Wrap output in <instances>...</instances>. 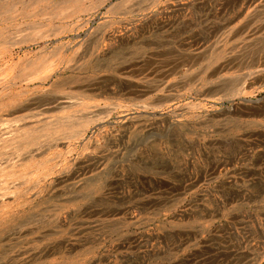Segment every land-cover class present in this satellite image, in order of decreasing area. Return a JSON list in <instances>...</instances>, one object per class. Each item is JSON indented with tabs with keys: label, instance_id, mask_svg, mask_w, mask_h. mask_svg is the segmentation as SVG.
Listing matches in <instances>:
<instances>
[{
	"label": "rangeland",
	"instance_id": "374dc122",
	"mask_svg": "<svg viewBox=\"0 0 264 264\" xmlns=\"http://www.w3.org/2000/svg\"><path fill=\"white\" fill-rule=\"evenodd\" d=\"M0 146V264H264V0H0Z\"/></svg>",
	"mask_w": 264,
	"mask_h": 264
},
{
	"label": "bare ground",
	"instance_id": "6f19581e",
	"mask_svg": "<svg viewBox=\"0 0 264 264\" xmlns=\"http://www.w3.org/2000/svg\"><path fill=\"white\" fill-rule=\"evenodd\" d=\"M61 123V122H60ZM60 125V124H59ZM59 125H57L58 127H60ZM53 126V125H52ZM56 127V126H55ZM62 127V126H61ZM52 130V129H51ZM53 131V130H52ZM62 131H63V129H62ZM16 132H17V130H16ZM49 132V131H48ZM47 132V133H48ZM51 132V131H50ZM64 132V131H63ZM22 133V132H21ZM59 134V133H58ZM30 137H31V135H30ZM49 137V136H48ZM28 138V137H27ZM34 138V137H33ZM45 138V137H44ZM55 138V137H54ZM57 138V137H56ZM61 138V137H60ZM63 138V137H62ZM26 139V138H25ZM51 139H52V137H51ZM30 140V139H29ZM4 141V140H3ZM7 141V140H6ZM13 141H14V139H13ZM34 141V140H33ZM51 141H53V140H51ZM25 142V141H24ZM22 143V142H21ZM20 143V144H21ZM30 143V142H29ZM41 143V142H40ZM31 144V143H30ZM38 144V143H37ZM7 145V144H6ZM27 145V144H26ZM35 145V144H34ZM34 145H33V147H34ZM39 145V144H38ZM25 146V145H24ZM1 147V146H0ZM3 147V146H2ZM29 148V147H28ZM37 148V147H36ZM7 149V148H6ZM27 149V148H26ZM20 150V149H19ZM32 150V149H31ZM31 150H29V151H31ZM38 150V149H37ZM1 154L3 153V151L2 152H0ZM5 153V152H4ZM11 153H13V152H11ZM17 153H19V152H17ZM25 153V152H24ZM28 153V152H27ZM8 154V153H7ZM33 154V153H32ZM9 155V154H8ZM16 156H18V155H16ZM22 156V155H21ZM29 156H31V155H29ZM7 157V156H6ZM13 157V156H12ZM19 157V156H18ZM27 157V156H26ZM0 159H2V158H0ZM8 159V158H7ZM22 159V158H21ZM12 161H14V160H12ZM11 161V162H12ZM17 161V160H16ZM3 162V161H2ZM7 162V161H6ZM5 165V164H4ZM7 165V164H6ZM5 165V166H6ZM13 165V164H12ZM14 167V166H13ZM3 168V167H2ZM1 169V168H0ZM2 170V169H1ZM11 172V171H10ZM4 173V172H3ZM1 174V173H0ZM11 175V174H10ZM1 181V180H0ZM4 185V184H3ZM3 185H1V186H3ZM6 187H9V185H7ZM16 187V186H15ZM6 189V188H5ZM4 190V189H3ZM2 197V196H1ZM1 204V203H0ZM25 207V206H24ZM23 208V207H22ZM14 214V213H13ZM33 215V214H32ZM2 216V215H1ZM14 216V215H13ZM12 216V217H13ZM28 217V216H27ZM34 217V216H33ZM5 218V217H4ZM8 218V217H7ZM17 219V218H16ZM32 219V218H31ZM5 221H7V220H5ZM16 221V220H15ZM30 221V220H29ZM26 222V221H25ZM24 222V223H25ZM1 223H2V221H1ZM1 223H0V240H1V238H3V236H2V234H3V232H4V227L1 225ZM22 225V224H21ZM20 225V226H21ZM5 226V225H4ZM6 228V227H5ZM20 228V227H19ZM25 228V227H24ZM12 229V228H11ZM18 229V228H17ZM23 229V228H22ZM29 232V231H28ZM26 233V232H25ZM9 234V233H8ZM10 236V235H9ZM8 235L5 237V238H8L9 237Z\"/></svg>",
	"mask_w": 264,
	"mask_h": 264
}]
</instances>
